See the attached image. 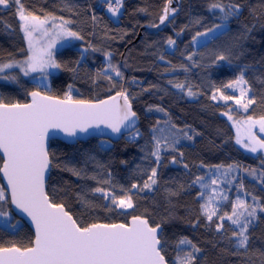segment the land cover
Here are the masks:
<instances>
[{
  "label": "trees",
  "instance_id": "obj_1",
  "mask_svg": "<svg viewBox=\"0 0 264 264\" xmlns=\"http://www.w3.org/2000/svg\"><path fill=\"white\" fill-rule=\"evenodd\" d=\"M20 2L26 12L34 15H54L73 21L69 27L84 39L56 53L61 68L51 77L48 89L40 88L19 72L6 73V77L16 79H0L3 102L25 104L35 90L63 99L69 86L73 99L99 101L124 89L140 118L141 135L135 140L129 134L116 142L93 138L69 145L51 141L52 167L47 191L52 200L63 203L74 218L85 224L128 223L133 215L147 218L153 226L159 224L163 227V255L168 264H177L178 254L183 257L191 251L190 245L179 244L182 238L201 249L195 254L196 264H264V211H261L264 183L258 178L264 176V159L237 145L235 132L223 115L228 112L235 118L251 115L256 119L264 115V0H180L174 18L158 33L143 27L159 23L167 0H123L117 21L107 13L106 0ZM111 2L114 4L115 0ZM214 2L226 6L239 4L240 12L227 22L226 31L197 47L193 36L221 23L219 11L209 9ZM17 8L12 0L7 6L0 5V63L28 55ZM169 37L176 41L174 46L167 44ZM106 52L112 54L110 62L119 67L123 78L116 77L110 69L106 75H111L112 81L98 76L108 68ZM193 53V59L188 60L187 56ZM221 53L226 60L216 59ZM161 55L164 60L159 58ZM241 73L247 81L241 86L250 89L245 100L256 101L247 112L234 100L211 99L218 87L226 95L239 96V88L221 86ZM176 83L185 84V89L176 88ZM187 86H192L195 96L187 95ZM169 120L193 139H182L176 145L178 151L162 149L158 183L144 191L131 190L134 208H116L94 192L97 187L112 190L115 185L119 192L121 186L124 189H130L133 183L142 186L150 169L156 167L155 158L149 154L153 150L152 129L158 121L159 127L164 128V122ZM179 152L184 153L183 157ZM173 157L177 163L171 162ZM2 162L0 156V165ZM229 165L239 166L235 171L240 179L237 185L226 188L230 195L219 207L220 211L230 213L235 197L240 194L257 210L249 225L246 250L237 249L236 238L231 236L236 226L230 221H224L227 232L224 229L217 232L216 218L206 220L200 207L204 199L199 197V192L205 189L192 184L197 176L205 177V182L216 178ZM68 169H75L80 175ZM106 180L111 184L104 183ZM241 182L244 188L238 191ZM0 211L9 216L6 223H0V245L32 246V230L12 212L10 203L0 206Z\"/></svg>",
  "mask_w": 264,
  "mask_h": 264
},
{
  "label": "snow or ice",
  "instance_id": "obj_2",
  "mask_svg": "<svg viewBox=\"0 0 264 264\" xmlns=\"http://www.w3.org/2000/svg\"><path fill=\"white\" fill-rule=\"evenodd\" d=\"M12 2L18 5L17 13L19 20L23 22L21 27L27 40L29 54L22 61L0 64V73L13 68H19L25 76L39 72L43 74L41 80L43 83V80L47 78L48 69L61 68V64L57 62L55 53L52 51L56 43L63 38L70 37L78 40L84 38L68 27L73 23L71 20L54 15L44 17L34 15L32 12H26L20 0H12ZM106 2L108 11L113 16L120 13L123 0H115L114 4L111 0ZM8 3L9 0H0V5L7 6ZM171 4L172 0H167L163 14L159 18V24H152V27H159L169 20L170 15L174 16L177 10L169 7ZM240 8L239 4L226 6L218 2L211 3L209 9L219 11L218 19L221 23L204 32H197L192 38L193 42L198 43V38L207 37L209 33H215L217 29L226 31L227 22L239 14ZM141 11L144 10L141 9ZM95 19L96 17L93 16V20ZM57 20L60 23H55ZM167 44L174 46L176 41L169 37ZM98 50L92 48V51ZM104 55L109 58L108 68L99 72L98 76L112 81L113 77L106 75L110 69L116 77L123 78L119 67L110 62L112 54L106 52ZM193 55L195 53L188 55L187 59L192 60ZM159 58L164 60L163 55ZM216 59L223 61L227 57L221 53ZM3 78L16 79L14 76ZM246 83L241 73L237 79L221 86L223 89L239 88V96L226 95L218 87L211 99L225 102L234 100L244 112H247L256 101L252 98L245 100L250 89L241 85ZM115 86L113 84V87ZM175 87L185 89V84L176 83ZM186 91L188 96L196 95L192 86H187ZM30 95L31 103L26 104L5 103L0 99V152L3 153L0 172L7 180V185H0V206L11 203L27 214L35 225V239L29 247L0 245V264H168L162 254L164 246L159 224L153 226L147 218L138 215H133L128 223L85 224L74 218L63 203L54 202L45 190V174L52 164L47 147L50 130L59 129L68 136L75 137L78 132H87L89 128L105 125L113 133L121 134L122 129L131 132L133 140L141 135L136 128L137 113L133 111L127 92L117 91L114 96L97 102L73 99L71 86L63 99L42 94L39 90L32 91ZM157 110L165 111L163 108H157ZM223 115L233 121L237 144L252 153L264 151V139L256 132L258 128L259 133H264V115H261L259 119L249 115L244 120H234L228 112H224ZM164 123V128L159 127L158 121L157 126L152 129L153 150L149 154L155 158L156 167L150 169L147 180L142 186L133 183L130 189H124L121 186L117 192L116 186L113 185L112 190L97 187L94 192L100 193L102 199L108 200L110 205L116 208H134L131 190L144 191L158 183L157 168L160 165L162 149L178 151L176 145L182 139H193L192 135L178 128L170 120ZM179 155L183 157L184 153L179 152ZM171 162L178 161L173 157ZM184 167L187 169L188 165L185 164ZM238 167V165H229L228 169L222 173V177L227 178L229 171H235ZM68 170L74 175H80V172L75 169ZM245 171L249 170L245 169ZM251 173L254 175L255 169H252ZM92 178L95 179V177ZM258 178L261 179V183H264V176ZM218 182H223L221 177L208 178L205 182V177L197 176L192 181L193 185L198 184L201 189L207 190V192L203 190L199 192V197L204 199L200 205L202 214L208 222L216 218L217 232L224 229L225 220L230 221L231 225L236 226L231 230V236L236 238L237 249L246 250L249 242L247 234L249 225L252 223L251 218L256 217L257 210L238 195L231 205V212H221L218 203L227 201L228 197L224 192L217 190ZM227 182L232 183V180L228 179ZM104 183L111 184V181L106 180ZM243 188L244 184L241 182L238 191ZM255 199L253 197V200ZM108 210L111 211V208ZM261 211H264V208H261ZM5 215H7L5 212L0 211V216ZM224 230L228 231V229ZM179 244L190 245L191 251L185 252L183 257L178 254L177 264H196L195 254L201 249L187 238L180 239Z\"/></svg>",
  "mask_w": 264,
  "mask_h": 264
},
{
  "label": "water",
  "instance_id": "obj_3",
  "mask_svg": "<svg viewBox=\"0 0 264 264\" xmlns=\"http://www.w3.org/2000/svg\"><path fill=\"white\" fill-rule=\"evenodd\" d=\"M179 5H180V0H172V4L169 7L177 8ZM174 16H175V14H174ZM174 16L170 15L169 16V20L165 21V23L160 25L159 27L145 26V27H143V29H145V30H147L149 32H152V33H158L160 31H162L167 26L169 21L171 19H173ZM122 91H125V90L123 89ZM40 92L42 94H46V93H44L42 91H40ZM114 95H112V96H114ZM108 98L109 97H107L105 99H108ZM31 100H32V97H31V95H29V102H27V103H31ZM92 102H97V101H92ZM121 103H122V101H121ZM132 108H133V106H132ZM133 111H134V109H133ZM137 117H138V119L136 121V128L138 129L139 126H140V118H139L138 115H137ZM129 134H131V132H126L124 129H122V133L121 134L113 133L111 131V129L106 127L105 125H100L99 127L89 128L87 132H78L75 137L68 136L67 134H65L64 132H62L59 129H53V130H50V132H49V139L47 141V147H48V150H49L50 143L53 140H58V141H61L63 143L69 144V145H74L77 142H86V141H88L90 139H93V138L108 139V140H110L112 142H116V141L121 140L124 136L129 135ZM260 136L264 138V134L260 133ZM0 156L2 157V160H3V153L2 152H0ZM50 160H51V158H50ZM51 167H52V164L49 167V171L45 174V190L46 191H47V182H48V179L50 177ZM0 177H1L2 185H7V180H6V178H4L2 172H0ZM10 207H11L12 212L18 218L23 220L30 227V229L32 230V232L34 234V239H35V225L31 221V218L28 217L27 214L21 212L19 209H17L15 207V205H13L11 203H10ZM130 220H131V218L129 219L128 222H130ZM160 228L163 231V227L160 226Z\"/></svg>",
  "mask_w": 264,
  "mask_h": 264
},
{
  "label": "rangeland",
  "instance_id": "obj_4",
  "mask_svg": "<svg viewBox=\"0 0 264 264\" xmlns=\"http://www.w3.org/2000/svg\"><path fill=\"white\" fill-rule=\"evenodd\" d=\"M121 10H122V9L120 8V13H121ZM217 11H218V10H217ZM107 13H108V14H109L114 20H116V21L118 20L119 15H120V13H119L118 15L113 16L112 13L108 11V9H107ZM18 19H19V16H18ZM19 22H20V26H21L23 22L20 21V20H19ZM50 23H51V21H50ZM55 23H60V21L57 20V21H55ZM68 27H69V25H68ZM21 28H22V27H21ZM223 30H224V29H217L215 33H209L207 37H200V38H198V39H199V42H198V43H194V45L197 46V47H198V46H201L202 44L206 43L211 37L218 35V34L221 33ZM22 31H23V30H22ZM23 34H24V32H23ZM36 35L38 36L39 34H36ZM45 39H47V38H45ZM78 41H79L78 39H74V38H70V37H69V38H63V39H60V40L56 43L55 47L52 49V51L55 53V59H56V53H57V52H59L60 50H62L63 48H65V47H67V46H73V45H75ZM28 54H29V53H28ZM24 59H25V58H24ZM24 59L17 60V61H22V60H24ZM12 62H13V61H12ZM105 62H106V64L108 65V63H109V58H106ZM4 63H10V62H4ZM0 64H3V63H0ZM11 71L19 72L22 76H24V77L30 79L32 82H34V83H35L37 86H39L40 88L48 89L49 86H50V79H51V77H52L53 75H56V74L58 73L59 69H48V75H47V78L43 80V83H41V80L43 79V74L37 72V73H30L29 75L25 76V75L21 72V70H20L19 68L6 69L3 73H0V79H1V80H4L3 77H6V76H5L6 73L11 72ZM5 80H6V79H5ZM45 85H46V86H45ZM226 117H227V116H226ZM227 119H228V118H227ZM233 119H234V120H244V119H246V118H235V117H233ZM228 121H229V123L231 124V126H232V128H233V130H234V132H235V137H236V129H235V126L233 125V121H230V120H228ZM256 132H257V134L260 136V133H259V131H258V128L256 129ZM262 134H264V133H262ZM260 137H261V136H260ZM261 138L264 139L263 137H261ZM237 145H238L242 150H244L245 152L250 153V154H253V155H255V156H260L261 158L264 159V151H258V152H256V153H252V152L248 151L246 148H243L241 145H239V144H237ZM225 170H226V169H225ZM225 170H222V171H220L219 173L217 172V173H218V174H217V177H221L222 180H223V182H222V183H219V182H218V185H217L216 187H217V190H218V191L224 192V194L229 198L230 193H229L228 189H226V188L232 187V185H237L238 183H237L236 181H237V179H240V178H239V175H238V171H237V172H236V171H229V173H228V177H227V178L222 177V173H223ZM228 179H231V180H232V183H228V182H227ZM205 191L207 192V190H205ZM239 196H240L241 199L246 200L245 197H244V195L240 194ZM236 198H237V196L235 197V200H236ZM235 200H234V201H235ZM225 202H226V201H220V202L218 203V206H219V207L222 206ZM8 219H9L8 214L5 215V216H0V223H6V222L8 221Z\"/></svg>",
  "mask_w": 264,
  "mask_h": 264
}]
</instances>
